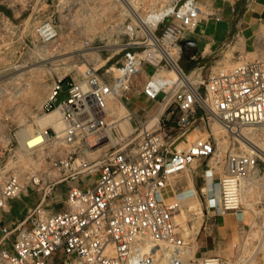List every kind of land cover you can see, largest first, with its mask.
Returning <instances> with one entry per match:
<instances>
[{
  "label": "built area",
  "instance_id": "1",
  "mask_svg": "<svg viewBox=\"0 0 264 264\" xmlns=\"http://www.w3.org/2000/svg\"><path fill=\"white\" fill-rule=\"evenodd\" d=\"M126 11L102 65L51 81L40 115L55 117L22 139L35 142L22 147L13 133L17 149L0 166V264H196L175 222L183 199L196 190L170 196L172 177L204 163L207 209L219 214L238 211L242 187L264 175L255 147L237 151L224 141L264 126V25L252 58L224 66L231 34L206 73L201 52L182 41L204 12L220 20L212 6L203 11L198 0H169L143 15ZM42 25L46 38L55 37L53 23L37 26L38 33ZM184 57L191 67L184 68ZM135 96L153 109H133ZM123 124L127 131L117 136ZM59 184L63 206L53 209ZM30 190L39 203L24 217L12 216L10 201Z\"/></svg>",
  "mask_w": 264,
  "mask_h": 264
},
{
  "label": "rangeland",
  "instance_id": "2",
  "mask_svg": "<svg viewBox=\"0 0 264 264\" xmlns=\"http://www.w3.org/2000/svg\"><path fill=\"white\" fill-rule=\"evenodd\" d=\"M128 1L141 15L169 2ZM200 4L203 11L210 7L208 3ZM127 8L121 0H0V166L17 149L13 133L31 131L36 126L51 81L63 75L77 79L87 65L98 67L110 54L117 25L126 17ZM201 19H206L205 12ZM47 21L55 25L56 35L44 41L36 27ZM230 58L227 51L221 61L224 66L234 62ZM183 63L184 68L192 64L186 57ZM212 64L207 62L206 73ZM144 69L152 70L148 65ZM62 97L60 94L58 99ZM141 106L153 109L147 102L141 101ZM243 131L264 149V126L246 127ZM197 134V130L192 131L189 139ZM216 135L224 136V132ZM224 141L233 150L245 147L236 135ZM104 150L107 148L100 151ZM259 162L263 165L261 159ZM222 165L220 159L214 170L216 179L222 175ZM203 166L204 163L193 164L170 181V196L187 187L196 190V195L183 199L180 212L175 215L185 240L193 246L190 258L196 264L205 259H213V264H264V175L252 177L242 187V206L238 211L214 214L207 209L210 192ZM64 192L59 184L53 209L63 206L60 202ZM38 203V192L30 190L28 196L14 198L11 215L24 217ZM203 239L211 247L202 248Z\"/></svg>",
  "mask_w": 264,
  "mask_h": 264
},
{
  "label": "crops",
  "instance_id": "3",
  "mask_svg": "<svg viewBox=\"0 0 264 264\" xmlns=\"http://www.w3.org/2000/svg\"><path fill=\"white\" fill-rule=\"evenodd\" d=\"M198 1L208 3L221 17L218 21L211 17L200 19L193 33L189 34V38L196 43L192 46V51L201 52V61L205 63L212 62L216 55L222 52V42L231 34L235 36V39L228 49H224L225 53L230 51V59L236 61L240 58H252L254 56V36L259 25H264V0H250L249 2L248 0ZM191 65L189 64L187 67H191ZM141 101L145 102L146 99L143 96H135L130 106L135 110H139ZM29 193L30 191L26 196ZM13 200L10 201V204ZM191 228H193L192 225ZM197 229L192 230L196 232ZM201 246L202 248L211 247L204 239L201 240Z\"/></svg>",
  "mask_w": 264,
  "mask_h": 264
},
{
  "label": "bare ground",
  "instance_id": "4",
  "mask_svg": "<svg viewBox=\"0 0 264 264\" xmlns=\"http://www.w3.org/2000/svg\"><path fill=\"white\" fill-rule=\"evenodd\" d=\"M121 1H123L127 5V7L129 9L136 11V8L134 6H132V1L131 2L128 1V0H121ZM39 30H40L39 33L43 37V39L44 40H49L48 38L45 37L46 35L49 34V33H46L47 28H45V26L42 25L39 28ZM103 63H104V59L101 60V62L99 63V65H102ZM54 117H55L54 114H52L50 116L40 115V116L36 117V124L39 125V126H45L48 122L52 121L54 119ZM243 129H246V128H243ZM243 129H241L240 131H238L237 137L240 138L241 142L245 146L255 147L259 151V153L264 156V149H262L263 147L261 148V147L258 146V144H256L255 142H253L249 138V135H248V133L246 131H243L242 132ZM126 131H127L126 125L123 124V126L121 127V130L118 131L117 136L123 135L124 133H126ZM247 131H249V130H247ZM18 133H19V138H20V144H21L22 147H26V146L32 145V143L35 142L34 140H32V141H28L26 143L25 142V139L22 140L23 137H25L28 134V131H26V129H22ZM210 263L213 264L214 262L211 261Z\"/></svg>",
  "mask_w": 264,
  "mask_h": 264
},
{
  "label": "water",
  "instance_id": "5",
  "mask_svg": "<svg viewBox=\"0 0 264 264\" xmlns=\"http://www.w3.org/2000/svg\"><path fill=\"white\" fill-rule=\"evenodd\" d=\"M195 44H196L195 41H193L191 39L182 41V46L185 49L190 47V46H194Z\"/></svg>",
  "mask_w": 264,
  "mask_h": 264
}]
</instances>
